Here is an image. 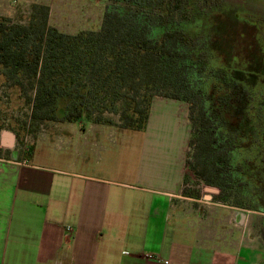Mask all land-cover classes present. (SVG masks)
<instances>
[{"label": "trees", "instance_id": "16d2710c", "mask_svg": "<svg viewBox=\"0 0 264 264\" xmlns=\"http://www.w3.org/2000/svg\"><path fill=\"white\" fill-rule=\"evenodd\" d=\"M105 1L100 28L75 34L51 25L44 4L33 3L25 23L0 15V86L17 95L18 110L30 108L29 123L10 112L0 131L22 140L48 122L111 123L106 112L143 131L157 96L180 100L192 170L264 211V90L243 85L225 63L224 0Z\"/></svg>", "mask_w": 264, "mask_h": 264}, {"label": "rangeland", "instance_id": "374dc122", "mask_svg": "<svg viewBox=\"0 0 264 264\" xmlns=\"http://www.w3.org/2000/svg\"><path fill=\"white\" fill-rule=\"evenodd\" d=\"M33 3L49 7L51 25L75 34L80 30L100 28L106 1L0 0V15L25 23L22 16L31 12ZM224 8L218 22L225 30V40L220 41L219 47L226 50L224 57L228 60L225 63L243 85L264 90V0H224ZM0 98L5 108L0 112L1 121L12 122L6 118L11 112L29 123L30 108L18 110L14 102H21L13 91L0 86ZM162 98L157 96L153 101L150 121L143 131L124 130L119 126L120 116L110 112L103 117L111 123L48 122L33 133L27 128L20 135L22 140L17 138L20 155L27 154V146L32 145L33 163L141 186L152 183L165 188L180 178L183 181L180 195L188 197L182 198L178 208L184 211V224L191 226L193 231L202 229L203 238L224 248L228 256H235L240 248L243 251L252 249L257 263L264 264V212L251 200L240 196L239 189L223 190L208 185L197 176L190 167L195 148L190 144L192 127L188 104ZM9 151L1 149L0 156L7 157ZM112 193L130 197L129 210H134L138 192L112 188ZM2 254L0 249V264H10L8 255L6 261H2ZM240 257L245 260L243 264H248L250 255L246 250Z\"/></svg>", "mask_w": 264, "mask_h": 264}, {"label": "crops", "instance_id": "0c3cea01", "mask_svg": "<svg viewBox=\"0 0 264 264\" xmlns=\"http://www.w3.org/2000/svg\"><path fill=\"white\" fill-rule=\"evenodd\" d=\"M20 147L13 130L0 131V150H10L0 156L2 261L8 255L10 264H243L246 250L247 263L258 264L252 249L230 257L202 229L184 224L178 208L188 197L180 195V178L165 188L111 181L33 163L34 153L21 156ZM112 188L138 192L134 210L130 197Z\"/></svg>", "mask_w": 264, "mask_h": 264}, {"label": "flooded vegetation", "instance_id": "af4514ba", "mask_svg": "<svg viewBox=\"0 0 264 264\" xmlns=\"http://www.w3.org/2000/svg\"><path fill=\"white\" fill-rule=\"evenodd\" d=\"M254 198L257 199V200H260V197L257 196V195H256ZM261 208L264 209V207H261ZM263 212H264V211H263ZM262 232H263V235H264V228L262 229Z\"/></svg>", "mask_w": 264, "mask_h": 264}, {"label": "water", "instance_id": "95a60500", "mask_svg": "<svg viewBox=\"0 0 264 264\" xmlns=\"http://www.w3.org/2000/svg\"><path fill=\"white\" fill-rule=\"evenodd\" d=\"M6 135H7L8 137H10L9 134H6ZM8 142L11 144V138H9V141H8Z\"/></svg>", "mask_w": 264, "mask_h": 264}, {"label": "built area", "instance_id": "2783aa9c", "mask_svg": "<svg viewBox=\"0 0 264 264\" xmlns=\"http://www.w3.org/2000/svg\"><path fill=\"white\" fill-rule=\"evenodd\" d=\"M68 230H69V231H73V229H72L71 227H68Z\"/></svg>", "mask_w": 264, "mask_h": 264}]
</instances>
